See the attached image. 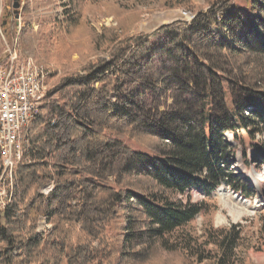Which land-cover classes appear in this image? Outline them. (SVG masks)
I'll return each instance as SVG.
<instances>
[{"label": "trees", "instance_id": "1", "mask_svg": "<svg viewBox=\"0 0 264 264\" xmlns=\"http://www.w3.org/2000/svg\"><path fill=\"white\" fill-rule=\"evenodd\" d=\"M62 1L71 6L65 22H79L80 0ZM210 8L155 38L120 41L111 59L47 95L24 131L25 159L0 212V264H127L202 213L168 193L211 195L227 185L257 195L231 173L226 136L245 146L264 130V90L230 76V57L241 50L213 26L264 57V0ZM154 138L161 147L143 145ZM42 220L51 228L41 231ZM262 225L264 235V215ZM236 238L222 241L218 264H227Z\"/></svg>", "mask_w": 264, "mask_h": 264}, {"label": "rangeland", "instance_id": "2", "mask_svg": "<svg viewBox=\"0 0 264 264\" xmlns=\"http://www.w3.org/2000/svg\"><path fill=\"white\" fill-rule=\"evenodd\" d=\"M213 1L80 0L76 9L79 22L69 25L65 22L71 9L69 1L21 0L15 8V0H0V58L6 51L16 49L21 61L30 60L33 66L47 69V97L65 78L84 74L91 64L111 59V51L120 46V41L135 35L155 38L160 29L170 24L191 22L199 13H210ZM222 18L219 15L218 19ZM213 29L241 50L230 57V76L257 92L264 90V57L234 43L221 25L215 23ZM226 139L234 148L231 173L252 185L257 195L248 199L227 185L211 195L198 188L184 194L168 193V197L184 205L191 202L201 206L202 213L162 241L137 249L138 254L127 264H218L223 254L222 241L235 238L237 232L236 248L227 264H264V130L255 138L246 137L245 146L237 143L233 135L228 134ZM25 142L26 139L21 143L22 158L15 156L8 168L11 187H5V197L1 194L5 188L0 185V212L13 196L14 174L25 159ZM143 145L158 148L162 144L154 138ZM2 170L0 155V177ZM50 228L42 220L40 230Z\"/></svg>", "mask_w": 264, "mask_h": 264}, {"label": "built area", "instance_id": "3", "mask_svg": "<svg viewBox=\"0 0 264 264\" xmlns=\"http://www.w3.org/2000/svg\"><path fill=\"white\" fill-rule=\"evenodd\" d=\"M49 76L44 67L33 66L30 60L21 61L16 49L6 51L0 58V155L4 171L0 185L4 188L11 187L8 168L15 157L12 145L17 126H23L24 117L34 105L45 100ZM6 188L1 193L4 197Z\"/></svg>", "mask_w": 264, "mask_h": 264}, {"label": "bare ground", "instance_id": "4", "mask_svg": "<svg viewBox=\"0 0 264 264\" xmlns=\"http://www.w3.org/2000/svg\"><path fill=\"white\" fill-rule=\"evenodd\" d=\"M42 105L43 101L36 103L34 105L35 108H32L29 115L24 117V121H22L23 126H17V130L13 136L12 152L13 155L18 156V159H21L23 156L21 153V143L24 140L22 139V133L24 134V131L29 127L30 122L40 113ZM254 181H257V178H254Z\"/></svg>", "mask_w": 264, "mask_h": 264}, {"label": "water", "instance_id": "5", "mask_svg": "<svg viewBox=\"0 0 264 264\" xmlns=\"http://www.w3.org/2000/svg\"><path fill=\"white\" fill-rule=\"evenodd\" d=\"M15 1H16L15 8H18V6H19V2H20L21 0H15Z\"/></svg>", "mask_w": 264, "mask_h": 264}]
</instances>
